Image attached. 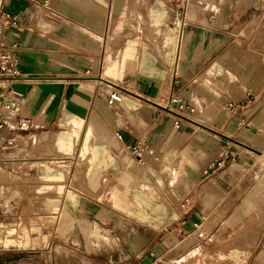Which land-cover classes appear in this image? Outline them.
<instances>
[{"label": "crops", "instance_id": "0c3cea01", "mask_svg": "<svg viewBox=\"0 0 264 264\" xmlns=\"http://www.w3.org/2000/svg\"><path fill=\"white\" fill-rule=\"evenodd\" d=\"M3 6L21 16L5 40L20 43L22 76L14 87L33 126L2 130L20 143L0 152L1 170L26 186L9 192L0 183V217L32 200L23 213L38 215V228L52 232L50 245L39 238L40 260L30 264H159L203 243L211 264H264V247L255 249L244 234L232 237L248 227L255 197L264 196V54L248 56L241 31L264 15V0ZM175 73L174 89L196 106L179 126L178 113L158 102L173 89ZM114 90L121 102H109ZM248 92L254 102L245 110L246 128L220 106ZM141 139L148 143L143 164L128 150ZM227 141L237 158L205 175Z\"/></svg>", "mask_w": 264, "mask_h": 264}, {"label": "built area", "instance_id": "2783aa9c", "mask_svg": "<svg viewBox=\"0 0 264 264\" xmlns=\"http://www.w3.org/2000/svg\"><path fill=\"white\" fill-rule=\"evenodd\" d=\"M49 7L51 0H31ZM4 0H0V152L17 146L20 138L17 134L5 136L2 130L9 128L11 132L29 131L33 126L31 117L21 115L24 96L15 89L14 84L21 79L20 57L18 41L8 43L5 40V33L9 28L20 27V14L7 11L3 6ZM89 71V70H88ZM180 85V77L175 73L173 89L165 92L158 100L162 109L168 112H177L178 118L175 125L182 123L184 115L193 114L196 106L190 101H186L177 88ZM122 95L118 91L110 93L109 102H121ZM254 102V95L248 92L244 100L235 102L233 100L224 101L220 109L226 117H236L240 127H251L250 120L245 115V110ZM118 139L123 140L121 133L116 134ZM130 153L143 164L148 150L147 140L141 139L135 144L128 145ZM238 156V149L231 143L225 142L216 155H214L203 169L205 175H212L223 168L228 162L234 161ZM6 157L0 156V169L5 166ZM1 190V185H0ZM186 198L183 206L186 205Z\"/></svg>", "mask_w": 264, "mask_h": 264}, {"label": "rangeland", "instance_id": "374dc122", "mask_svg": "<svg viewBox=\"0 0 264 264\" xmlns=\"http://www.w3.org/2000/svg\"><path fill=\"white\" fill-rule=\"evenodd\" d=\"M126 18H129V16L126 15ZM263 20L264 15L257 18L253 26H251V22L243 26L241 30L245 36L242 47L248 56L253 52L259 53L260 56L264 54V45L260 46L258 43L264 33ZM262 158L264 159V156ZM60 165L61 168L65 170L66 174L70 176L71 173L68 170V164L63 162ZM9 180L10 179L6 178V172L0 169V183L3 185L7 184L9 192L14 190H25L26 184L23 181L15 182L13 180ZM44 184L49 183L46 182ZM262 191L264 195V186H262L260 193H262ZM25 195L27 196V193H25ZM255 198L256 201L253 202V207H256L257 209L254 211V215L247 219V222H250L248 227L236 230L232 237L237 240L238 238H241L243 234L247 237L249 236L250 243L254 245L255 249L259 250L264 247V196L263 198L261 196L260 200H258V195ZM31 202L33 203L32 200L27 203L26 201H21L19 205L9 206L8 208H11L10 212H6V215L0 217V228H4L5 230L0 233V264L34 263L36 260H40V249H36L39 238L42 239L44 246L50 243L52 236L51 228L48 229L49 227H46V230L38 228L37 224L39 222L41 223V220L38 221L39 219L35 217L39 216L23 213L29 210ZM30 209H32V207ZM19 243L29 244L34 248L20 249ZM206 245L207 244L203 243L201 247L199 244V246H197L199 247L198 249L195 247L191 248V250H187L189 252L184 254L181 260L178 259L179 261L175 258H170L173 256L171 255L167 258L161 259V263L159 264H211L212 260H207L206 257V259H204V256H202V251ZM184 248L186 247L184 246L180 249L178 248L177 254L183 251Z\"/></svg>", "mask_w": 264, "mask_h": 264}]
</instances>
